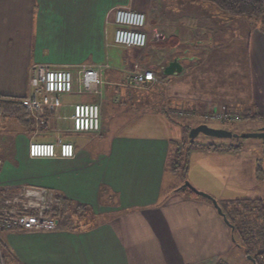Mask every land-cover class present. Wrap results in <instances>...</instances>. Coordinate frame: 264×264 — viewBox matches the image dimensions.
Segmentation results:
<instances>
[{
	"label": "crops",
	"instance_id": "0c3cea01",
	"mask_svg": "<svg viewBox=\"0 0 264 264\" xmlns=\"http://www.w3.org/2000/svg\"><path fill=\"white\" fill-rule=\"evenodd\" d=\"M164 2L0 0V83H7L0 86V116L11 133L6 145L0 146V190L44 186L70 202L65 215L59 216L64 227L58 230H0V264H230L223 256L232 247L233 228L210 199L179 191L171 180L174 172L168 159L173 137L160 112L169 118L176 111L137 105L140 101L134 102L138 100L134 97L132 102L130 92L135 87L124 83L133 68H152V97L160 96L155 88L164 82L166 101L181 104L189 117L208 110L214 98L224 97L203 86L238 84L240 72L245 76L240 82L248 84L242 109H252L264 125V18L231 16L200 0H168L171 6ZM154 4H158L156 10ZM117 6L143 11L150 36L146 48L123 47L124 65L112 67L106 59ZM242 44L246 61L240 64L237 53ZM171 62L176 64L173 72L166 73ZM34 63H107L101 73V78L103 73L108 77L107 86L101 84L100 96L107 94L119 115L140 111L152 117L157 124L146 123L144 130L154 133H142L127 124L105 133L108 115L103 112L102 97L100 129L74 131L73 158L29 157L30 140L50 141L45 133L35 131L24 106L18 102L12 106V101L29 93L28 69ZM188 84L202 89L193 91ZM233 89L235 94L225 98L236 105L239 89ZM77 94L81 98L82 93ZM72 96L63 99L74 103ZM115 98H122L124 106L114 107ZM53 127L52 141L58 127L62 138L63 131H72L69 120L54 121ZM126 127L132 129L125 131ZM31 128L34 131L29 134ZM166 176L170 181L166 182ZM204 192L219 202L217 196Z\"/></svg>",
	"mask_w": 264,
	"mask_h": 264
},
{
	"label": "rangeland",
	"instance_id": "374dc122",
	"mask_svg": "<svg viewBox=\"0 0 264 264\" xmlns=\"http://www.w3.org/2000/svg\"><path fill=\"white\" fill-rule=\"evenodd\" d=\"M164 1V4L171 6L168 0ZM158 3L160 4L159 1ZM154 5L156 10L158 4ZM239 20L241 22L243 19ZM110 33L111 35L108 36L109 47L107 48L106 60L109 61V65L112 67L124 65L121 59L124 56L126 49H123V47H119L113 43V30ZM244 49V44H242L240 51L238 48L237 58L238 61H240V64H242L243 61H246ZM222 67L224 68L223 64ZM240 68H242V66H240ZM105 75V73L102 75L104 85H106V79L108 78ZM212 75L213 74L208 75L210 80H213ZM225 77L226 75L223 77V79H225ZM244 78V74L239 72L238 84H230L229 87H227V84L211 83L212 85L203 86L204 89H213L217 91V94H222L224 97L221 98V96H218L214 98V103L209 107L208 110L206 109L201 114H191L189 117L187 110H185L181 104H177L176 101H166L167 99L165 97L168 85L164 84V82L160 83L155 88L156 91H159L160 96H158L156 93L154 94V97H152L151 91L155 87L154 83L153 85L151 84L150 87L130 88V92L132 102L135 97V99L138 100H135L134 102L140 101L136 104H142L141 107L159 108L158 106H160L166 110L170 108L176 111V115L170 114L169 118L160 112L164 118L166 117L167 123L170 124V137H173L171 144L172 155H170L171 158L168 159V165L174 172L171 173L173 174L171 180L174 182L176 188L182 192H190L191 189L189 187H182L184 182L190 181L189 183L199 187L198 189H204L205 191L212 193L213 196H217L219 200V206L220 203L223 204L224 202L231 201L228 203V209L237 208L240 211L243 210L242 213H245L248 217H252V215L254 217V214L248 213L246 209L244 210L246 206L240 205V202L243 199H248L244 201L248 204L249 201H254L258 198H262L264 200V140L258 137H214L199 133L193 139V141H190L188 136L189 129L200 123H205L208 126L214 128L227 129L238 134L244 132H253L264 126L262 122H260L259 116L254 114L252 109L249 112L250 114L248 113V117H244L242 115L244 112L242 109V103L247 99L245 93L246 86L248 85L247 80H245V82H240ZM2 81L3 80L0 79V82ZM1 85L6 86L7 83H0V86ZM234 86H237L239 89V98L235 99L238 100L239 104L236 105L232 104L234 103V100L225 98L227 95L235 94L233 93ZM187 87L196 92L202 89L200 85L191 87V84H188ZM85 95L87 96V99L82 98ZM162 96L165 98L163 104L158 105V102ZM102 97L104 98L102 109L103 112H105V115H108V130L106 129L105 133H111L114 131L113 129H115L117 125L119 127L120 124H122L121 127H124L126 124L134 125L136 126L134 129L137 130L140 128L142 133H154L144 130L146 123L157 124L155 121L151 122L154 120L152 117L142 115L140 111L134 112L135 114L131 113V115H119L118 112H115L113 105H111V99L105 93L104 96H100V94L96 93H82L81 98L79 94L76 93L71 97V101L76 102L83 100L97 102L100 105L101 115L102 101L100 100ZM121 100L122 98H120V100L115 98L113 100V104H115L114 107L121 108V106H124V103H121ZM247 104L248 103L245 105ZM222 105L227 106L226 108L229 111L228 115L224 117L223 115L221 116L218 114V116H216V112L220 111ZM213 107L217 108L211 109ZM7 123V120L0 116V146L6 145L7 136L11 134L6 127ZM125 129V131H130L132 128L130 129L129 127H126ZM32 131L34 130L31 128V130L29 129L28 133L30 134ZM160 131L156 132L157 135L162 133ZM38 132L40 134L45 133V135L48 137L47 140L50 141H52L53 135L55 137L54 130L52 129L40 130ZM62 135L64 137L63 139L72 140L74 137V132L66 130L62 132ZM208 144L217 145L219 146V149L215 151L204 150ZM231 145L235 147L239 146V148H229ZM1 150L5 151V148H1ZM173 164L177 166L175 169H173ZM253 166L255 167V172L252 171ZM260 172H262L263 178H258L257 174ZM170 178L171 177L166 176V182L170 181ZM235 199H239V202H234ZM248 208H254L252 202ZM67 214L69 215L70 213L67 212ZM236 220H238V217L235 216V220L233 221ZM223 259L230 264H253L251 260L246 257L244 248L239 247L238 244H233V242L232 247L228 250V252L224 253Z\"/></svg>",
	"mask_w": 264,
	"mask_h": 264
},
{
	"label": "built area",
	"instance_id": "2783aa9c",
	"mask_svg": "<svg viewBox=\"0 0 264 264\" xmlns=\"http://www.w3.org/2000/svg\"><path fill=\"white\" fill-rule=\"evenodd\" d=\"M113 42L122 47L146 48L149 43L147 15L130 6L113 9ZM104 64L55 65L34 63L28 69L29 93L16 99L28 110L27 118L35 131L54 129V121L71 123L70 130L78 132L100 129V105L97 102L66 103V95L75 93H101ZM155 80L152 68L137 66L124 83L128 87H150ZM222 105L216 116L224 117L229 111ZM60 128L54 141L30 140L27 152L31 158H73L75 146L63 139ZM2 159L0 157V167ZM54 190L44 186L21 185L18 188L3 187L0 190V230L25 231L58 230L64 227L63 218L55 214ZM69 222H67V225Z\"/></svg>",
	"mask_w": 264,
	"mask_h": 264
},
{
	"label": "trees",
	"instance_id": "16d2710c",
	"mask_svg": "<svg viewBox=\"0 0 264 264\" xmlns=\"http://www.w3.org/2000/svg\"><path fill=\"white\" fill-rule=\"evenodd\" d=\"M204 2L211 3L216 7L220 8L222 11L228 13L235 17H248L252 19L264 18V0H200ZM12 106L17 105L16 99L12 101ZM249 112H243L244 117H248ZM30 122V121H28ZM229 148L238 149L239 146H229ZM219 146L214 144H208L204 150L215 151L218 150ZM175 169L177 166L175 164ZM261 173V174H260ZM257 174L258 178H263L262 172ZM191 194L195 192L190 190ZM241 200V199H240ZM248 199H243L240 205L246 206L248 213L254 214V217H248L245 213H242L237 208H229L228 203H220L222 208V213L224 217L228 220L229 224L232 225V240L234 243L238 244L239 247L244 248V252L250 255L256 264H264V200L258 198L254 201H249V204L244 202ZM233 201V200H232ZM234 202H239V199H235ZM254 205V208L250 207V203ZM54 212L58 216H64L67 209H69L70 202L66 198L56 196ZM244 214V215H243ZM238 215V216H237ZM235 216L238 220H235ZM216 264H227L225 262H217Z\"/></svg>",
	"mask_w": 264,
	"mask_h": 264
},
{
	"label": "water",
	"instance_id": "95a60500",
	"mask_svg": "<svg viewBox=\"0 0 264 264\" xmlns=\"http://www.w3.org/2000/svg\"><path fill=\"white\" fill-rule=\"evenodd\" d=\"M176 64L171 62L168 66V68L165 70L166 73H170L173 72V68ZM202 133L204 135H208V136H214V137H243V138H247V137H258V138H262L264 140V126L261 127L260 129L253 131V132H244V133H235L232 132L230 130L227 129H222V128H214V127H210L205 123H200L194 127H191L189 129L188 132V136L190 141H193V139L199 134ZM183 187H189L191 190H193L195 193L202 195L208 199H210L212 201V203L214 204V206L217 208L218 212L222 213V209L219 206L218 202L216 201V199H214L210 194L201 191V190H197L196 188H194L188 181L184 182ZM224 217V215H223ZM224 220L227 224H229L228 220L224 217ZM232 227V225H230ZM247 258L251 260V262L253 264H256L254 259L250 256L247 255Z\"/></svg>",
	"mask_w": 264,
	"mask_h": 264
}]
</instances>
